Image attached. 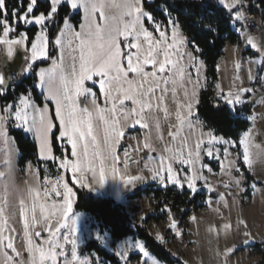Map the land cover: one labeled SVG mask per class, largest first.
Listing matches in <instances>:
<instances>
[{"label": "snow or ice", "instance_id": "obj_1", "mask_svg": "<svg viewBox=\"0 0 264 264\" xmlns=\"http://www.w3.org/2000/svg\"><path fill=\"white\" fill-rule=\"evenodd\" d=\"M153 2L154 0H147V3L146 0H13L10 4V0H0V45L5 46V55L12 58L15 47L21 45L25 52L30 53L26 56L20 73L11 76V82L0 70V96L7 95L9 89L15 92L13 84L31 74L38 59L51 60L50 68H40L36 72L37 83L33 85V88L41 90L43 107L36 103L30 90L0 105V144L3 145L0 151L4 153L3 165L6 169L0 171V181H5L3 194L0 195L2 264H112L111 260L102 257L98 249L86 255L79 251L80 237L77 219L73 215L72 200L77 195L74 191L76 185L98 192L105 187L111 173L112 179L120 176L126 188L135 187L138 182L150 179L158 181L162 187L171 185L181 191L187 188L194 197L201 191L197 185L203 181V190L210 198L215 189L208 183L203 170L206 168L211 173L213 169L202 163L197 167L202 153L221 162V170L226 174L241 173L238 166L240 161L251 167L253 153L250 151L252 145L248 132L238 141L217 137L209 132V139L204 141L205 133L202 131L195 146L189 148L186 154V138H182L183 147L172 157H167L164 153L172 152L173 149L164 147L155 168H148L145 164L150 172L149 177L120 175L115 145L120 143L128 128L139 125L147 130L144 133L143 148L149 153L155 152L151 143L152 133L155 131L158 139H164L161 134L162 119L168 121L173 116L169 101L175 104L176 121L171 124L174 130L167 133L171 141L177 139L185 125L190 130L203 127V122L196 113L200 102L196 88L201 83L199 72L203 67L198 54L202 53V49L196 40L185 35V29L193 31L199 25L205 35H213L222 30L220 24L231 26L243 36L246 46L255 50L262 58L254 62L257 71L249 69L247 79L252 83L258 81L260 89H264V39L258 41L248 31L247 12L250 6L247 0H185L183 7L189 10L187 15L177 7L175 0H164L155 9L151 8ZM80 12L83 13V22L77 30L72 19ZM157 15L164 18L163 24L156 20ZM146 23L151 25V31ZM21 26L26 29L35 28L34 39H30L27 31H19ZM53 28L57 31L53 34L55 38L51 43L58 49V57H51L48 53L49 33ZM13 34L19 38H12ZM186 66L197 71L191 93L188 92L187 85L192 84V77L186 71ZM236 68H240L239 63ZM236 79L239 80L240 77L237 76ZM260 89L244 87L242 82L227 91L218 86L214 107L226 112L231 118L242 117L250 123L259 119L254 110L259 100H264V93ZM178 90H183V97L180 99H177ZM101 97L103 106L98 103ZM48 102L55 104V119L59 122L60 130L56 139L66 141L61 144L65 149L63 158L53 155L50 133L55 124ZM126 102H130V105ZM246 106H249V115H244ZM10 127L33 134L40 143L41 159L58 161L59 170H70L72 173L69 179L58 175L54 183L45 177L42 193L37 188L29 187L27 197L32 200L30 208L24 196L20 197L18 206L8 199L6 178L12 173L11 157L14 151L13 138L9 135ZM237 144L243 150L234 159H229V147L235 148ZM214 145L224 146L223 157L228 161L226 167L221 161V149ZM127 155L126 151L125 156ZM255 155H264V150ZM176 163L184 168H175ZM124 168L127 169L126 161ZM252 187L255 188V184ZM53 194L61 199L49 203ZM116 195L119 196L120 193L117 192ZM217 196L221 198L222 194L217 193ZM208 202L210 203V199ZM17 214L23 221L22 236L26 241L23 252L15 243L20 233L12 221ZM144 218L141 216V220ZM37 223L40 224V230L32 232ZM239 223L244 224V221ZM226 227L229 228L230 225ZM169 228L177 236L181 235L174 218L170 219ZM44 231L47 232V238L34 243L33 238H41ZM244 235L248 236V233ZM94 239L100 249L108 247L106 233L97 232ZM156 239L163 242L164 238L157 234ZM249 242L244 241L245 245ZM231 251L234 249L228 250ZM24 252L27 253L26 257ZM133 254L141 256L138 264H148L143 258L148 257L149 252L139 239L124 240L111 246V255L116 264H131ZM152 264L160 262L153 260Z\"/></svg>", "mask_w": 264, "mask_h": 264}, {"label": "rangeland", "instance_id": "obj_2", "mask_svg": "<svg viewBox=\"0 0 264 264\" xmlns=\"http://www.w3.org/2000/svg\"><path fill=\"white\" fill-rule=\"evenodd\" d=\"M247 2L249 4V1ZM78 14L80 15V24L83 22V13L80 12ZM247 16H252L255 20V24H257V26L261 29H264V22L260 13L253 14L249 10L247 12ZM248 20L250 19L248 18ZM147 27L150 31L152 30L150 24H148ZM238 35L240 37L239 43L234 45L226 43V48L225 50L223 49V55L218 61V80L213 88L214 97L216 95L218 86L227 91L230 87L240 85L242 82V86L244 87H254L260 89V84L258 81L256 83H252L247 79V77L249 69H251L253 72L257 71V66L254 62H258L262 58L255 57V50L246 46L243 36L240 34ZM251 35L253 36V33ZM253 37H255L258 41L260 40V34H255ZM12 38L18 39L19 37L12 36ZM16 49L21 48L20 46H16L14 52ZM55 49L57 51L55 57H58V49ZM23 51H25L24 48ZM1 52L3 54L6 52L5 46L3 45H0V53ZM26 53L27 55L30 54L28 52ZM198 60L201 59L198 57ZM41 61L49 62L50 59H38L36 62ZM237 63L240 64L239 69L236 68ZM50 67L51 64L47 68ZM186 71L190 72L192 77V84L187 85V90L189 93H191L193 90V84L197 78V71L195 68L187 66ZM237 76L240 77L239 80L236 79ZM199 78L201 83L197 85L196 88L198 98L206 83L204 62L203 67L199 72ZM35 89L41 95V90L39 88ZM260 91L264 93V89H260ZM178 92L179 95L177 99H180L183 97V90H178ZM257 95H259V93ZM1 97L2 96H0V98ZM255 98L256 97H253V99ZM98 103L103 106L104 101L102 97L98 100ZM126 103L130 105V102ZM168 103L170 110L173 111V116L170 117L168 121H164L162 119L161 134L163 135L164 139H158L155 131L152 133L151 143L156 149V151L152 153H155L156 157H147L145 159L142 158L144 153L148 152L143 148L144 133L147 132V130L140 128L139 125L134 128L130 127L125 131V135L120 141V143L122 141L126 143V146L123 149L119 148L120 143L115 145L116 154L119 158L118 167L120 168V175H143L145 177H149L150 172L148 171V168H155L157 166L159 154L162 152L164 147L167 146L173 149L172 152L164 153L165 156L172 157L179 148L183 147L182 138H186L188 142V147L184 148L185 154L189 148L195 146L198 138L201 137L202 131L205 133L203 136L204 141L209 139L207 133L212 131L208 130L204 125L202 128H193L191 130L187 127V125H185L177 136V139L175 141H171L167 133L174 130L171 128V124L176 123L174 116L175 104H173L171 101ZM215 103L216 101L214 99V104ZM48 107L55 127L58 126L59 128V122L55 119V104L48 102ZM254 111L259 115V119L251 121L249 123L250 126L246 131L249 133L248 139L251 140L252 145L250 149V151L253 153L251 167L249 168L245 166L242 161H240L238 162V166L241 168V173L226 174L221 170V162H218L215 159H210L202 153L201 160L198 162L197 167H199L202 163L210 166L213 169V172L209 173L205 168L203 170V175L207 177L208 183L215 189V191L211 193L209 198L208 193L203 190L204 183L201 181L197 187L201 188V191L198 193L204 195V200L202 203L205 207L196 212H191L190 216L182 223H180L177 213L167 211L169 208L162 204L161 200H155L152 195L143 193L137 197L140 194V191L136 195L132 196V192L135 188L140 187L143 189L148 185H154L152 190H180L171 185L168 187H162L158 181H151L149 179L146 182H138L135 187L129 186L126 188L123 182L120 180V176L112 179L110 173L103 189L95 193L88 191L87 189L85 190L95 196L111 198L120 203L134 225L144 227L158 243L162 244L175 258L180 259L183 264H264V155H255L256 152L264 150V100H259ZM55 127L50 133V140L52 134L54 133ZM10 128L21 131L25 137L29 138L35 143L37 147L38 159L44 164L42 166V179L39 177L38 171L32 163H28L23 169H19L17 166L19 153L14 141L12 140V148L14 150L11 157L12 173H10L6 178V184L9 193L8 199L10 203L18 206L20 197L24 196L28 207L30 208L32 200L27 197V189L29 187L37 188L42 193L45 177L54 183L58 178V175H64L66 179H69L71 178L72 173L70 170L67 172L64 170H59L58 161L53 162L51 160L41 159L40 143L33 134H26L22 130L16 129L14 127ZM62 143H66V141H58L59 149L61 151L60 158H63L65 155V149L61 146ZM255 146L259 147L257 148ZM214 147L221 149V161L226 167L228 161L223 157L224 146L214 145ZM0 148H3L2 144H0ZM242 150L243 149L239 144H237L235 148L229 147V152L231 154L229 159H234L236 155ZM126 151L128 153L127 157L125 156ZM193 155H195V153H193ZM3 159L4 153L0 151V171H6L3 165ZM125 161L127 162V169L124 168ZM48 163H52V166H47ZM145 164L148 165V168H145ZM174 167L177 169L184 168V166L178 163L174 164ZM243 168L248 171L250 176L253 178V182H248ZM4 184L5 181H0V195L3 194L2 189ZM253 184H255V188L252 187ZM70 186L72 185L70 184ZM49 187H51V185H49ZM76 187L80 188L79 185H76ZM242 188L244 191H242ZM185 189L188 191L187 188ZM117 192L120 193L119 196L116 195ZM215 193H221V198L215 196ZM60 199L61 198L55 197L53 194L48 202L52 203ZM75 199L76 196L72 198L73 206ZM209 199L210 203L208 202ZM73 215L77 219V230L80 237V252L81 248H83L88 242L96 241L94 239V234L97 232H104L107 234L108 247H106L104 250H106L109 254H111V246H115L124 240H133L131 237H128L122 239L121 241L114 242L110 234L106 231H101L98 227V224L89 215L74 211ZM141 216H144L145 218L141 220ZM30 217L31 213H29V218ZM193 217L195 219H192ZM173 218L178 223V229L181 232V235L179 236H177L175 232L169 228L170 219ZM241 220L244 221V224L239 223ZM12 224L17 229V232L20 233L19 238L15 241L16 246L20 251L23 252V245L26 243V241L22 236L23 221L18 214L13 219ZM226 225H230V227L227 228ZM38 230H40L39 223L33 226L32 232ZM246 232L248 233V236L244 235ZM157 234L164 238L163 242L156 239ZM44 238H47L46 231L42 232L41 238L34 237L33 242L40 243ZM245 240L250 242L245 245ZM229 249H234V251L228 252ZM9 253L11 254L10 250ZM81 254L86 255L88 253L81 252ZM24 255L26 257L27 253L24 252ZM140 259L141 256L138 255V257L135 259H131V264H138ZM143 259L147 260L148 264H152L153 260H157L151 254H149L148 257H144ZM0 264H2V258H0ZM160 264L162 263L160 262Z\"/></svg>", "mask_w": 264, "mask_h": 264}, {"label": "trees", "instance_id": "obj_3", "mask_svg": "<svg viewBox=\"0 0 264 264\" xmlns=\"http://www.w3.org/2000/svg\"><path fill=\"white\" fill-rule=\"evenodd\" d=\"M247 1H249L250 11L253 14L260 13L264 22V3H261V0ZM11 2H13V0H10V4ZM163 2L164 0H154L151 8L155 9L158 4H162ZM175 3L181 11L185 12L186 15L188 14L189 10L183 7L185 0H175ZM156 20L162 24L165 22L164 18L160 15L156 16ZM72 22L73 25L78 28L80 15H74ZM146 26H148L147 23ZM219 27L222 30L213 35H205L200 30L199 25H197L193 31L185 29V35H187L189 39L196 40L202 49V53L198 54V57L204 62L205 65L206 83L199 94L200 102L197 106L196 113L199 115L203 125L208 130H211L216 136L238 141L241 135L248 130L250 124L242 117L239 119L231 118L226 112H221L216 107H214L213 88L218 80L217 64L223 55V49L226 43H230L232 45L237 44L240 41V37L238 33L231 28V26L225 27L223 24H220ZM19 31H27L30 39H34V33L36 29H26L25 27L21 26ZM56 31L57 29L53 28L49 33V55L51 57H55L57 54L55 47H53L51 43V41L55 38L53 34L56 33ZM13 36L16 35L13 34ZM1 53L0 57L3 54ZM254 55L255 57H260L258 53H254ZM47 64V62H35L32 73L24 76L21 83L13 86L15 88V92L9 89L7 95L0 98V105L9 102L20 93L30 90L33 97L35 98L36 103L40 106H43V98L37 92V90L33 88V85L37 83L36 72L40 67H44ZM243 111L244 115L251 114L249 113L247 106ZM9 135L13 138L19 153L17 161L18 168L23 169L25 165L32 163L36 167L39 177L42 179V166L44 164L38 159L37 147L35 143L29 138L25 137L21 131L15 130L13 128H9ZM58 135L59 128L56 126L54 133L51 136L53 154L55 157L61 156V151L56 139ZM47 166H52V163H48ZM243 170L246 173L248 182H253V178L250 176L248 171L245 168H243ZM152 187H154V185H148L146 188L141 189V192L137 197L144 193L147 195H152L155 200H161L162 204L168 207L172 212L178 214L180 223L185 221L190 216L191 212H196L205 207L202 203L204 200V195L201 193H197L193 197L186 189L183 191L175 189L152 190ZM74 191L77 192V195L73 206V211L77 213H84L92 217L98 224L99 229L101 231L108 232L114 242L121 241L122 239L128 237H131L132 239H139L146 245L149 254H151L162 264H183L180 259L175 258L162 244L158 243L144 227L134 225L120 203L111 198L95 196L83 188L75 187ZM95 249L100 250L102 257H104L106 260H111L112 264H116L115 258L112 257V255L106 250L100 249V246L96 241L88 242L83 248H81V252L90 253ZM136 257H138V255H132L131 259H135Z\"/></svg>", "mask_w": 264, "mask_h": 264}, {"label": "water", "instance_id": "obj_4", "mask_svg": "<svg viewBox=\"0 0 264 264\" xmlns=\"http://www.w3.org/2000/svg\"><path fill=\"white\" fill-rule=\"evenodd\" d=\"M249 19L251 21L255 22V20L252 16H250ZM260 39H264V30L260 31ZM26 56H27V53L25 51H23L22 49H16L12 58H10V59L5 54L1 55V57H0V70H2L5 73L6 77L9 78V82H11V76L13 74H19L20 73L22 66L25 63ZM23 78L21 80L16 81L13 84V86L21 83ZM248 107L249 106H247V109H248ZM125 146H126V143L124 141H122L119 145V148L123 149ZM147 157H156V154L152 153V152L151 153L145 152L143 155V158L145 159ZM140 191H141V188L137 187L132 192V195H136ZM214 195L217 196L216 193Z\"/></svg>", "mask_w": 264, "mask_h": 264}, {"label": "bare ground", "instance_id": "obj_5", "mask_svg": "<svg viewBox=\"0 0 264 264\" xmlns=\"http://www.w3.org/2000/svg\"><path fill=\"white\" fill-rule=\"evenodd\" d=\"M249 24H248V31L250 32V34L253 33V36L259 32V30L261 29L260 27L257 26V24H255V22L248 20Z\"/></svg>", "mask_w": 264, "mask_h": 264}, {"label": "crops", "instance_id": "obj_6", "mask_svg": "<svg viewBox=\"0 0 264 264\" xmlns=\"http://www.w3.org/2000/svg\"><path fill=\"white\" fill-rule=\"evenodd\" d=\"M20 48L23 50L24 47L21 45ZM225 48H226V45H225V47H224V50H225ZM223 52H224V51H223ZM48 53H49V48H48ZM41 62H42V61H41ZM44 62H45V61H44ZM47 63H48V64H47L46 66H44V67H40V68H47V67H49V65L51 64V60H50L49 62H47ZM40 68H39V69H40ZM39 69H38V71H39ZM38 71H37V72H38ZM142 158H143V157H142ZM143 159H144V158H143Z\"/></svg>", "mask_w": 264, "mask_h": 264}, {"label": "built area", "instance_id": "obj_7", "mask_svg": "<svg viewBox=\"0 0 264 264\" xmlns=\"http://www.w3.org/2000/svg\"><path fill=\"white\" fill-rule=\"evenodd\" d=\"M249 17H250V16H248V18H249ZM261 30H264V29H260L259 32H257L256 34H257V35L260 34V31H261Z\"/></svg>", "mask_w": 264, "mask_h": 264}]
</instances>
